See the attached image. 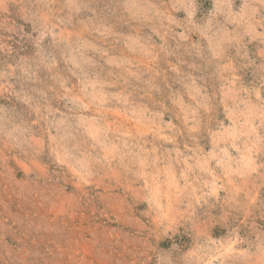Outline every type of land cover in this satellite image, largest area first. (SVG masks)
I'll return each instance as SVG.
<instances>
[{"label":"clouds","instance_id":"obj_1","mask_svg":"<svg viewBox=\"0 0 264 264\" xmlns=\"http://www.w3.org/2000/svg\"><path fill=\"white\" fill-rule=\"evenodd\" d=\"M65 257L264 264V0H0V264Z\"/></svg>","mask_w":264,"mask_h":264},{"label":"rangeland","instance_id":"obj_2","mask_svg":"<svg viewBox=\"0 0 264 264\" xmlns=\"http://www.w3.org/2000/svg\"><path fill=\"white\" fill-rule=\"evenodd\" d=\"M107 115H109L112 120H115L116 123H112L111 120L109 121V127L114 128L117 132L122 131V128L119 127L118 125H120L121 123L123 125H127L128 131H133L135 130L136 132H144L145 129H143L141 126L135 124L132 120L129 119V117L124 114L123 112L120 111H109L107 113ZM91 134L93 136H96L97 133L94 130H90ZM100 207H104V205H100ZM113 211H116L115 209H113ZM119 214V213H117ZM50 216L55 218V221L57 223L59 222H65V223H70L73 231L76 232H84L85 229L87 228L88 225L90 224H103V221L98 219L96 216H93L91 213H89L87 210L82 211L79 215H74V216H69L67 217V219L65 220V214L63 212L62 208H57L55 210H53L52 212L49 213ZM113 219H115V217H113ZM121 224H123L124 222L121 221ZM12 240L11 235L7 236L4 238L3 243H8ZM47 243V242H45ZM83 254L86 257H88L90 260L94 257L95 253L93 250L87 248V247H82L80 249L79 252H77V255L79 254ZM60 264H71L70 261V257H65L63 260L60 261Z\"/></svg>","mask_w":264,"mask_h":264}]
</instances>
